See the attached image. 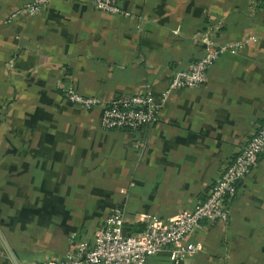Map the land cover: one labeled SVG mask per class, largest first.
Instances as JSON below:
<instances>
[{
	"label": "crops",
	"instance_id": "0c3cea01",
	"mask_svg": "<svg viewBox=\"0 0 264 264\" xmlns=\"http://www.w3.org/2000/svg\"><path fill=\"white\" fill-rule=\"evenodd\" d=\"M0 0V264L61 258L94 243L120 209L129 234L170 222L203 201L264 122V0H124L117 14L91 0ZM234 44L207 80L176 89L156 123L107 129L101 106L151 90L163 101L177 71ZM182 264H264V154L239 183L227 221L201 222ZM147 264H177L167 252Z\"/></svg>",
	"mask_w": 264,
	"mask_h": 264
},
{
	"label": "built area",
	"instance_id": "2783aa9c",
	"mask_svg": "<svg viewBox=\"0 0 264 264\" xmlns=\"http://www.w3.org/2000/svg\"><path fill=\"white\" fill-rule=\"evenodd\" d=\"M103 12L117 14L124 0H91ZM50 0H31L16 8L8 17L13 21L22 16L39 14ZM204 54L189 69L177 71L163 101L157 103L152 91L146 90L120 95L112 101H103L96 96H83L74 88H66L67 99L86 108L101 106V123L107 129L120 128L137 130L156 123L164 102L178 88L196 87L207 80L209 66L226 50L235 49L234 44L216 47L206 35ZM264 154V122L247 141L239 153L226 166L218 181L209 190L206 198L193 208L184 210L173 221L162 222L151 217L145 228L138 233H124L127 223L120 209H113L95 233L92 247L82 245L61 258H47L34 264H147L149 257L167 252L177 264L192 257L199 247L189 236L203 221L229 219L230 201L237 195L239 183L246 178L251 168Z\"/></svg>",
	"mask_w": 264,
	"mask_h": 264
},
{
	"label": "water",
	"instance_id": "95a60500",
	"mask_svg": "<svg viewBox=\"0 0 264 264\" xmlns=\"http://www.w3.org/2000/svg\"><path fill=\"white\" fill-rule=\"evenodd\" d=\"M124 233H127V228H126V227L124 228ZM128 234H129V233H128Z\"/></svg>",
	"mask_w": 264,
	"mask_h": 264
}]
</instances>
